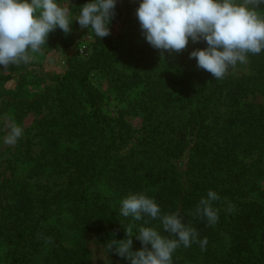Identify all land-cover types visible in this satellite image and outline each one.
<instances>
[{
    "label": "trees",
    "instance_id": "16d2710c",
    "mask_svg": "<svg viewBox=\"0 0 264 264\" xmlns=\"http://www.w3.org/2000/svg\"><path fill=\"white\" fill-rule=\"evenodd\" d=\"M79 2L82 6L86 0ZM138 3L139 0L122 12L116 11L110 26L120 20H138ZM93 34L95 42L88 58H73L68 73L53 78L39 94L29 98L24 90L6 92L3 103L15 109L20 127L27 116L34 114L27 130L47 140L44 155L36 156V166L26 180L7 184L2 194L0 236L7 243L8 264H94L87 236L94 235L109 252L112 241L126 237V228L133 235L141 226L160 228L159 221L149 217L137 221L120 215L121 200L131 193L154 198L163 213H179L197 230L199 239L207 238L203 249L198 243L180 246L173 253L174 264H264V189L258 182L264 171L259 166L254 170L260 164L258 160L247 166L240 158L248 152L264 156V103L247 101L250 94H264V52L249 54L255 59L249 75L216 82L207 92L201 90L192 96L167 92L164 88L172 87L171 80L159 76L146 83L128 109H120L112 117L104 112L106 96L94 87L91 75L107 73L118 57L117 49L109 39L101 40ZM48 37H53L61 49H68L77 44L80 34H65L57 28ZM30 66L28 63L0 69L6 73L0 77V85L4 87L14 75H20V84L25 83ZM112 83L117 97L126 101L133 84L120 77L112 78ZM3 90L0 88V95ZM160 98L187 112L184 121L169 135L160 131L154 120L158 109L155 102ZM224 99L234 104L229 122L225 123L227 130L234 133L233 145L225 139L219 142L215 128L208 123L209 109ZM55 100L59 102L54 108L60 110L45 115V109H51ZM128 116L141 120L138 129L127 120ZM187 151H192L190 161L202 167L187 171L177 167ZM28 153L27 150L24 155ZM46 153L49 157L45 160L42 157ZM208 154L211 158L205 162ZM44 176L61 179L63 184L51 194L39 195L33 186L40 185L38 179ZM209 189L220 197L213 202L219 215L215 225H209L196 212ZM229 201L237 206L232 207ZM67 212L72 216L71 228L79 235L71 247L64 246L65 233L49 225L54 217L60 219ZM57 213L61 215L55 216ZM141 246L133 238V248ZM109 253L129 264L114 251Z\"/></svg>",
    "mask_w": 264,
    "mask_h": 264
},
{
    "label": "clouds",
    "instance_id": "9594fccd",
    "mask_svg": "<svg viewBox=\"0 0 264 264\" xmlns=\"http://www.w3.org/2000/svg\"><path fill=\"white\" fill-rule=\"evenodd\" d=\"M117 2L86 0L75 21L102 40L110 35ZM261 9L264 0H139L135 11L142 35L155 49L180 52L190 40L204 42L206 46L194 48L189 57L219 80L245 64L249 54L264 52ZM72 23L70 8L60 0H0V69L30 63L31 54L41 50L50 32L59 28L70 33ZM22 135L23 129L12 124L4 142L14 144ZM218 199V193L209 189L197 206L196 212L209 225L219 219L213 206ZM119 211L123 217L137 221L149 217L160 223V228L141 226L134 235L126 228L125 238L108 245L109 252L129 264H174L173 253L180 246L198 243L203 249L207 245V238L199 239L197 230L179 213H163L155 199L144 193L127 195ZM133 238L140 241V248H133Z\"/></svg>",
    "mask_w": 264,
    "mask_h": 264
},
{
    "label": "rangeland",
    "instance_id": "374dc122",
    "mask_svg": "<svg viewBox=\"0 0 264 264\" xmlns=\"http://www.w3.org/2000/svg\"><path fill=\"white\" fill-rule=\"evenodd\" d=\"M60 2L71 10L72 31L80 34V38L77 44L68 49H61L52 38H47V43L41 46V50L37 53H32V59L30 61V68L28 69L27 81L25 83H19L21 80L20 75H14V79L6 82L3 92L0 96V214L2 205V194L7 184L20 183L26 180L29 172L32 168H35L36 156L43 154L46 150L47 140L42 136H35V132L28 131L27 129L32 126L34 121V114H30L25 118L23 127V135L14 144H7L4 142V137L7 135L8 128L18 123L19 117L16 115L15 109L11 107L9 103H3L6 92L11 94L17 93L20 90H24V94L29 98L37 95L45 88L46 84H51L52 79L55 77H63L70 69V61L78 57L81 60H86L91 54L95 37L90 29L83 28L75 21L79 14L81 3L79 0H60ZM138 0H118L116 5V11H124L128 7L134 5ZM242 2V0H241ZM264 12V9H261ZM109 39L112 45L117 49V58L114 64L107 73H94L91 75V79L94 82V87L98 88L105 96V104L103 106L104 112L112 117L118 115L120 109H128L133 99L144 90V86L147 82L152 83L154 80H158L159 76L167 77V80H171L172 87H165L164 89L169 92L172 91L174 95L186 96L189 94L192 96L195 92L204 90L207 92L210 90L216 82L223 80H234L243 75H249L254 68L255 59L248 55L247 62L245 64H238L234 69H230L226 75L215 80L214 77L207 71L198 68L196 60L189 57V53L197 47L206 46L204 42L193 43L191 40L187 47L180 52H167L153 48L144 38L139 27L138 20L126 23L124 20L110 26V35L104 37ZM6 73L0 70V77L5 76ZM139 74L140 78L135 79L134 75ZM122 78L125 82H131L134 89L126 101H121L116 94L115 84L112 83V78ZM149 77V80L146 79ZM46 80L41 82L39 79ZM19 80V81H18ZM39 80V81H37ZM54 81V79H53ZM162 89V90H164ZM165 91V92H166ZM161 99V98H160ZM155 103L158 105V109L154 111V120L156 126H160V131H163L166 135L172 134L178 125H180L187 112L181 110L177 106H173L174 103H168L167 100L161 99ZM55 103L51 105L53 107L45 109V115L48 113H55L59 108H54ZM249 103L262 104L264 103V94L262 92H256L248 96ZM59 102V101H57ZM246 102V100H245ZM58 106V105H57ZM131 106V105H130ZM44 107V106H43ZM234 109V104L230 100H222L215 102L211 106L210 117L208 123L214 127V132L219 136V142L224 139L233 145L234 133L232 129H228V122L231 110ZM43 113V114H44ZM127 120L138 129L141 120L137 117H127ZM226 123V124H225ZM225 128V129H223ZM234 131V130H233ZM138 133H136V139ZM136 140L132 142V146H135ZM131 146V147H132ZM133 146V147H134ZM28 154L25 156L24 153ZM31 152V153H30ZM256 153V152H255ZM192 151H187L185 156L177 162V167L182 171H187L188 168L202 167L195 162L190 161ZM44 155V154H43ZM33 157L34 159H31ZM49 155L46 153V160ZM211 158V155L206 156V161ZM214 158V156L212 157ZM241 161L247 166L252 165L257 160L258 163L254 166V170L261 167L264 171V156L258 157L256 154L248 152L247 156L240 157ZM40 160V161H44ZM40 185L33 186V190L37 191L39 195L51 194L58 190L63 180L55 178H47L46 176L38 179ZM260 187L264 189V175L258 179ZM34 185V181L30 182ZM47 186L46 189L43 187ZM38 187H41L38 188ZM232 207H236L237 203L229 201ZM56 214L55 216H60ZM60 219L54 217L49 225L50 229L58 228L65 233L63 243L66 247H71L77 241L79 235L73 228H71L72 216L67 212L61 215ZM87 238V245L92 253V262L94 264H124L117 258L112 256L103 245L98 242L94 235H89ZM7 243L0 236V257L2 264H8L6 256Z\"/></svg>",
    "mask_w": 264,
    "mask_h": 264
}]
</instances>
